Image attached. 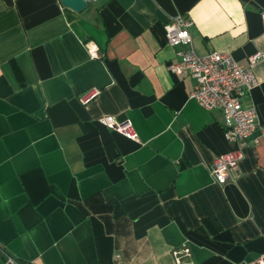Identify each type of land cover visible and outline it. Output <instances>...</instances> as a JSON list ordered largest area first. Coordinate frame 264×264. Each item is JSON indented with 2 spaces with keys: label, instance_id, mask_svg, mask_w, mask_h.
Wrapping results in <instances>:
<instances>
[{
  "label": "crops",
  "instance_id": "obj_1",
  "mask_svg": "<svg viewBox=\"0 0 264 264\" xmlns=\"http://www.w3.org/2000/svg\"><path fill=\"white\" fill-rule=\"evenodd\" d=\"M264 0H0V264H252L264 257V138L234 181L224 117L170 73L165 24L190 17L199 56L264 54ZM94 42L99 59L85 44ZM246 105L264 124V61ZM100 94L88 104L91 90ZM131 121L134 142L100 123ZM259 139V144L253 141Z\"/></svg>",
  "mask_w": 264,
  "mask_h": 264
},
{
  "label": "built area",
  "instance_id": "obj_2",
  "mask_svg": "<svg viewBox=\"0 0 264 264\" xmlns=\"http://www.w3.org/2000/svg\"><path fill=\"white\" fill-rule=\"evenodd\" d=\"M264 23V10L261 11ZM194 21L185 15H177L165 24L167 44L173 48L184 46L187 49L176 53V60L169 65L171 74L178 77H190L195 81V87L190 98L196 101L203 109L212 112L219 110L224 117V133L228 142L236 148L219 156L212 168L211 175L219 185H226L236 178L240 161L243 158V148L249 144L252 135L259 131L264 138V124L258 119L254 106L245 104L250 92L258 85L253 72L254 66L264 61V54L257 53L249 58L247 66L240 65L230 53L213 52L199 56L193 48V38L190 28ZM85 47L92 59H99L100 50L94 42H88ZM100 91L93 89L82 99L83 104L97 98ZM100 123L118 134L134 142L140 137L131 121L118 122L114 117H103ZM259 144V139L253 141ZM180 264L190 257V249L184 246L181 251H175ZM117 263L121 259L117 257ZM3 264H22L14 256L5 254ZM26 264H36L31 261ZM252 264H264L261 256Z\"/></svg>",
  "mask_w": 264,
  "mask_h": 264
},
{
  "label": "water",
  "instance_id": "obj_3",
  "mask_svg": "<svg viewBox=\"0 0 264 264\" xmlns=\"http://www.w3.org/2000/svg\"><path fill=\"white\" fill-rule=\"evenodd\" d=\"M62 4L76 12L84 11L94 0H61Z\"/></svg>",
  "mask_w": 264,
  "mask_h": 264
}]
</instances>
